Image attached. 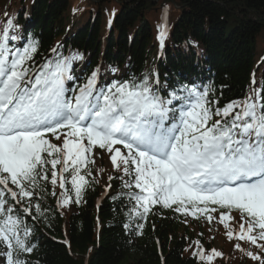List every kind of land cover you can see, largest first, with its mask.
I'll list each match as a JSON object with an SVG mask.
<instances>
[{
	"label": "snow or ice",
	"instance_id": "snow-or-ice-1",
	"mask_svg": "<svg viewBox=\"0 0 264 264\" xmlns=\"http://www.w3.org/2000/svg\"><path fill=\"white\" fill-rule=\"evenodd\" d=\"M14 27L9 20L0 31L3 264H29L22 256L35 245L25 216L42 215L40 201L57 196V187L60 207L81 202L97 148L110 153L123 186L134 189L127 194L130 218L144 220L160 205L183 215L199 213L211 223V213L219 211L227 237L260 252L240 243L235 248L264 264V88L222 107L208 85H164L154 75L101 87L92 71L69 88L72 62L80 55L53 49V58L36 65L37 42L17 46L23 37L11 33ZM166 31L165 23L162 45ZM233 210L239 212L235 232L225 223L235 220ZM142 228L137 223V233ZM193 255L211 262L222 253L213 249L206 256L201 247Z\"/></svg>",
	"mask_w": 264,
	"mask_h": 264
},
{
	"label": "trees",
	"instance_id": "trees-1",
	"mask_svg": "<svg viewBox=\"0 0 264 264\" xmlns=\"http://www.w3.org/2000/svg\"><path fill=\"white\" fill-rule=\"evenodd\" d=\"M164 1H170L178 15L169 26L164 55L158 58L148 14ZM90 2L96 6L72 18L70 0H0V31L11 20L15 25L11 33L23 37L21 44L37 40L36 65L56 45L64 56L79 54L75 66L83 78L101 69L118 70L125 78L122 81L139 79L156 68L164 85L193 78L210 81L221 107L243 100L253 88H264V0ZM111 3L115 14L107 18L105 8ZM88 169L92 173V166ZM122 175L117 171L108 181L111 187L97 205L102 184L92 173L81 202L71 203L70 213L57 204L58 187L57 196L47 195L40 201L46 209L42 215L25 216L32 229L28 239L35 248L22 258L29 264H259L235 249V244L231 246L228 238L216 246V234L199 226L198 217V221L188 219L155 205L146 219L130 218L127 194L134 189L123 186ZM137 223L143 224L139 233ZM222 236L227 237L226 232ZM201 247L206 256L213 249L222 256L201 261L193 255Z\"/></svg>",
	"mask_w": 264,
	"mask_h": 264
},
{
	"label": "rangeland",
	"instance_id": "rangeland-1",
	"mask_svg": "<svg viewBox=\"0 0 264 264\" xmlns=\"http://www.w3.org/2000/svg\"><path fill=\"white\" fill-rule=\"evenodd\" d=\"M72 7L74 9H78V11H83L85 9H88L89 7H95L96 5L92 2H87V0H70ZM111 6H115L114 3H111L108 7L111 8ZM178 15L177 8L170 2V1H164L161 5L160 9H152V11L148 14L149 19L152 22L153 25V31L155 35L160 34V29L162 25H165L166 23V30H168L169 25L171 24V21ZM93 158L95 160V163H92L93 166V173H95V176L101 181L103 186L107 185V179L109 176L113 174L114 167L110 160V153H104L101 152L98 148L94 149L93 151ZM68 209L70 211H73V207L71 205H68ZM211 215L214 217L211 223L208 222V220L202 219L201 220V226L205 225V228L212 230L216 234L215 243L216 246L224 242L225 238L222 236V233H227L228 229L224 227V224H221L219 221V214L211 213ZM233 217H235V220L232 221H225L229 225V228L232 226L238 229V224L236 223V220L239 219L238 215L231 214ZM189 217H191V214H189ZM229 239V238H228ZM230 240V239H229ZM260 243H264V241H261ZM227 249V248H226Z\"/></svg>",
	"mask_w": 264,
	"mask_h": 264
},
{
	"label": "bare ground",
	"instance_id": "bare-ground-1",
	"mask_svg": "<svg viewBox=\"0 0 264 264\" xmlns=\"http://www.w3.org/2000/svg\"><path fill=\"white\" fill-rule=\"evenodd\" d=\"M59 53V52H58ZM56 55V53L53 52L52 56L54 57Z\"/></svg>",
	"mask_w": 264,
	"mask_h": 264
}]
</instances>
